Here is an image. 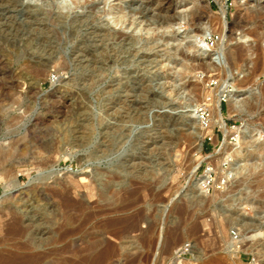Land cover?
<instances>
[{
    "label": "rangeland",
    "instance_id": "374dc122",
    "mask_svg": "<svg viewBox=\"0 0 264 264\" xmlns=\"http://www.w3.org/2000/svg\"><path fill=\"white\" fill-rule=\"evenodd\" d=\"M96 1V7L84 3L60 9L51 0H23V7L39 5L36 8L45 11L40 17L51 26L49 33L54 37L38 34L26 44L0 46V222L7 229L0 233L1 238H7L0 249L18 250L22 238L8 231L13 215L24 219L35 215L38 224L30 235L39 232V224L54 236L59 233L63 225L60 195L68 192L80 198L77 190V195L74 190H65L72 177L79 179L101 171L99 192L104 188L114 207L126 204L128 208L110 216H133L128 219L126 238H109L119 247L123 239L122 246L124 243L130 248H124L107 264H263L264 187L256 186L252 172L254 165L257 171L264 167V12L258 9L264 0H244L249 9L243 14H239L235 0H221L226 5L227 20L233 24L222 61L212 54L217 43L199 51L188 48V38H183L185 32L200 27L192 16L196 4L201 22H209L215 34L221 35L219 0H172L168 11L161 8L162 0H122L127 8L138 10L139 20L148 18L143 23L152 28L151 33L128 30L112 21L104 10L119 0ZM169 13L171 18L177 15L176 22L166 20ZM78 16L91 21L84 20L83 26L75 21ZM89 27L103 34L108 28L112 33L105 44H83L81 38L89 37L93 30ZM176 33L179 38H169ZM227 79L233 82L229 88L237 91L245 107L251 102L255 108L231 112L229 101L221 102L222 113L233 130L229 149H240L246 141L249 145L239 160L226 158L232 149H221L225 134L219 126L210 133L213 140H204L200 151L196 146L201 124L196 109L209 100L213 117L212 101L207 96ZM239 133V139H234ZM128 162L130 167H126ZM210 167L216 170L215 183L211 188H198L197 181L202 178L205 183ZM240 168H245L244 178L248 177L242 186L237 177L243 175H235ZM230 170L234 177L227 180L223 173ZM14 179L20 189L10 192L6 186ZM231 213L236 218L228 219ZM239 215L249 223L238 219ZM99 217L88 231L99 229L103 220ZM195 224L198 229L192 232ZM233 229H239L240 239L247 237L248 246L238 250L229 247V241H236ZM79 244L82 249L83 242ZM187 245L189 249L184 248ZM72 249L64 254L70 255Z\"/></svg>",
    "mask_w": 264,
    "mask_h": 264
},
{
    "label": "bare ground",
    "instance_id": "6f19581e",
    "mask_svg": "<svg viewBox=\"0 0 264 264\" xmlns=\"http://www.w3.org/2000/svg\"><path fill=\"white\" fill-rule=\"evenodd\" d=\"M23 0H0V46L4 45V44H11V45H22L23 43H29L31 41H33V39H36V35L38 34H47L45 37L50 39L53 38L54 36H51V29L49 27H51L50 25L47 26L46 22L44 21L45 19H43L42 17H40V15L44 12H41L40 9H38L39 5L36 7H23ZM52 1V5L53 6H57L60 9H69L78 5H84V3L91 4L93 7H96L97 5V1L96 0H51ZM108 1V0H107ZM120 2H113L111 4L110 2V6L109 9H105L104 12L109 13L111 15V19L115 24H121L122 26L125 27V29H130L134 28L136 32L139 31H146L147 33H151V27L145 26V24L143 23L145 20H139V18H137L138 15V10L136 8H133L131 6H128V8L126 6L123 5V1L119 0ZM196 1V0H195ZM127 2V1H126ZM220 5H221V14L219 15L220 17V26H221V32L219 35L220 38L216 41L217 43V47L215 50H213L212 54L216 55L215 59H219L222 61V59L224 57H226L227 54V40L232 37L233 35V24L230 23L227 18H226V5L219 0ZM22 3V4H21ZM160 3V2H159ZM235 3L239 6L240 11L239 14H243L244 11L248 10L249 8H247V6L245 7L244 5V0H235ZM172 0H162L161 1V8L163 10H170L172 9ZM90 5V6H91ZM159 5V4H158ZM89 6V8H90ZM91 6V7H92ZM200 7V6H199ZM199 7L196 4V8L197 10L192 14L193 19L196 20V22H198L197 24L200 25V27H195L193 30H190L188 32H185L183 38L187 39L188 38V48H194L197 49L199 51H207L208 50V39L211 36L215 35V32L213 30V27H211L209 25V22H201L202 20V15L199 14ZM206 7V6H204ZM41 8V7H40ZM100 8V7H99ZM143 8V7H142ZM202 8V7H201ZM247 8V9H246ZM94 9V8H92ZM144 9V8H143ZM260 11V13L264 12V4L261 6V8H258ZM257 9V10H258ZM161 10V9H160ZM90 11V10H89ZM166 11V12H167ZM91 12V11H90ZM93 12V11H92ZM95 12V11H94ZM143 12V11H142ZM176 12V11H175ZM253 11H251L252 13ZM47 13V12H46ZM259 13V15H260ZM42 14V16H43ZM87 14V13H85ZM89 14V13H88ZM94 14V13H92ZM91 14V15H92ZM141 14V13H140ZM145 14V12H144ZM160 14V13H159ZM167 14V13H166ZM170 14V13H169ZM177 14V13H176ZM84 15V14H82ZM90 15V16H91ZM146 15V14H145ZM258 15V13H256V16ZM21 16H24L25 18L23 19ZM76 16V15H75ZM85 16V15H84ZM95 17V15H92L91 17ZM168 16V15H167ZM166 16V17H167ZM170 16V17H169ZM169 19H166L169 23H174L176 22V18L177 15L174 16L172 14V18H171V14L169 15ZM180 16V15H179ZM186 16V15H185ZM185 16H181V17H185ZM146 17V16H144ZM47 18V17H46ZM74 18V17H73ZM62 19V18H61ZM64 19V18H63ZM62 19V20H63ZM87 19V18H86ZM83 16H78L77 18H75V21H78L80 23L83 24L84 20L87 22ZM162 19V18H161ZM170 19L173 21H170ZM55 20V19H53ZM52 20V21H53ZM59 21V20H57ZM91 21V20H88ZM96 21V20H95ZM150 20H148L149 22ZM261 21V20H260ZM56 22V20H55ZM77 22V23H78ZM54 23V21L52 22ZM57 23V22H56ZM91 23V22H90ZM165 23V22H164ZM168 23V24H169ZM80 24V25H82ZM89 23L85 24L86 27ZM263 24V23H262ZM77 25V24H76ZM93 25V23H92ZM95 25V24H94ZM165 25V24H164ZM84 26V24H83ZM89 26V25H88ZM173 26V25H172ZM94 27V26H93ZM93 27H89V29H93L91 30L92 32H90V36L87 38H81V42L83 44H87L89 42H93V43H98L99 41H103L102 44H105L104 41L107 40L108 41V34L112 31L111 29H108L106 27L105 34H103L101 31L100 33H102V35L98 32V30H96ZM97 27V26H96ZM55 27H53L54 29ZM83 28V27H82ZM85 28V27H84ZM111 28V27H110ZM78 30H80L77 27ZM86 29V28H85ZM102 29V28H100ZM154 29V28H153ZM56 30V29H55ZM88 30V29H86ZM107 30V31H106ZM89 31V30H88ZM87 31V32H88ZM155 31V30H154ZM54 32V31H53ZM57 33V31H55ZM85 32V31H84ZM127 33V32H126ZM126 33H122L121 36L126 37ZM114 34V33H113ZM112 34V35H113ZM118 33H115L114 35H117ZM259 34V33H258ZM256 34L255 36L257 37ZM58 35V33L56 34V36ZM111 35V36H112ZM110 36V37H111ZM119 36V35H118ZM261 36V34L259 35ZM263 36H261L260 38H262ZM39 38V37H38ZM40 38H42L40 36ZM113 38V37H112ZM116 38V36H115ZM120 38V36H119ZM170 39H177L179 38L177 33L175 35H171L169 36ZM181 38V37H180ZM111 39V38H109ZM117 39V38H116ZM258 39V38H257ZM40 40V39H39ZM38 40V41H39ZM263 40V38H262ZM42 41V40H41ZM111 41V40H110ZM116 41V40H115ZM121 41V40H120ZM79 42V41H78ZM99 42V43H100ZM125 42V41H124ZM93 43H89V44H93ZM98 43V44H99ZM261 43V42H260ZM259 44V43H258ZM101 45V44H99ZM260 45V44H259ZM10 46V45H9ZM4 47V46H2ZM7 47V46H6ZM14 47V46H13ZM27 47V46H25ZM24 47V48H25ZM261 47V45H260ZM259 48V46H258ZM257 48V49H258ZM262 48V47H261ZM259 48V49H261ZM26 49V48H25ZM247 49V48H246ZM243 50L246 51L245 53L247 54V50ZM241 50V51H242ZM253 51H255L253 49ZM258 51V50H257ZM259 51H262L259 50ZM83 53V52H82ZM202 53V52H201ZM207 53V52H205ZM244 53V52H243ZM242 53V54H243ZM257 53V52H256ZM258 54V53H257ZM261 54V52H260ZM90 55V54H89ZM92 55V54H91ZM42 56V55H41ZM84 56V55H83ZM245 56V55H243ZM82 57V56H81ZM263 57V56H262ZM244 58V57H243ZM261 58V55H260ZM259 58V59H260ZM174 59V58H173ZM258 59V60H259ZM83 60V59H82ZM261 60H264L263 58ZM260 61V60H259ZM85 62V61H84ZM235 62V61H234ZM258 61H256L257 63ZM264 62V61H263ZM262 62V63H263ZM205 65V64H204ZM258 65V64H257ZM259 65H262L261 63H259ZM206 66V65H205ZM263 66V65H262ZM262 66L259 67V69H262ZM40 68V67H39ZM37 70V69H36ZM44 70L43 68L41 69V71ZM49 70V69H48ZM40 71V72H41ZM257 70H256V74H257ZM260 72V71H259ZM262 72L264 73V67ZM255 74V73H253ZM255 74V75H256ZM235 83V81H234ZM237 83V82H236ZM231 84H233V82H230L227 80L223 81L222 84L220 85V87L216 90L213 91L214 93L212 95H208L207 97L212 101V105H213V111H214V116L211 118L212 124H211V128L209 130V132H212L214 130L215 126H219L225 134V142H224V147L221 149H229V145H230V141H229V137L232 135L233 130L228 126L224 115L222 113V108H221V102L223 99H226L227 101H229L230 104V108H231V112H244L246 111L245 109H252L254 108V103L251 104V102L249 103L248 107H245L244 102L240 99L237 91L235 89H230L229 87L231 86ZM240 84V82H239ZM190 85V84H189ZM238 85V84H237ZM241 85V84H240ZM196 86V85H195ZM194 86V87H195ZM239 86V85H238ZM194 89V88H193ZM264 90V89H263ZM264 94V93H263ZM261 96V95H260ZM264 96V95H263ZM198 105V104H196ZM264 105V104H263ZM258 107V106H257ZM255 109V108H254ZM194 111V110H193ZM252 111V110H251ZM233 114V113H232ZM239 114V113H238ZM193 116V115H192ZM195 116V115H194ZM196 119V118H195ZM262 119V118H261ZM264 122V121H263ZM199 123V122H197ZM201 126V124H198V126ZM175 126H178V119L175 121ZM199 126V130L198 131V136H197V150L200 151L202 149L204 140H205V135H206V131L203 127ZM121 128V127H120ZM118 129V128H117ZM188 129V128H187ZM190 130V129H189ZM121 131V130H120ZM188 131V130H186ZM237 131V130H236ZM235 131V133H236ZM238 132H242V130H238ZM246 133V132H245ZM85 134H89L88 132H86ZM185 134V133H184ZM183 134V135H184ZM187 134L190 135H194V132H187ZM247 134V133H246ZM187 135V136H188ZM248 135V134H247ZM245 135L244 138L247 136ZM84 137V135L82 136ZM87 136H85L86 138ZM115 137V136H114ZM240 137V133L237 135V139H239ZM248 137V136H247ZM176 138V137H175ZM189 138V137H188ZM243 138V137H242ZM190 139V138H189ZM193 139V138H191ZM190 139V140H191ZM241 140V139H240ZM244 140V139H243ZM239 141V140H238ZM15 143V142H14ZM245 143V141H244ZM247 143V141H246ZM244 144L243 147L236 148V149H232V151L227 152L230 155L226 156V158L228 157H233L235 158V160H239L245 153H247L246 151L248 150V143ZM18 144V143H17ZM256 147L260 148L261 145L259 144H255L253 143ZM16 146V145H15ZM13 147V146H11ZM232 147V146H231ZM262 148V147H261ZM196 150V151H197ZM6 152V151H5ZM43 154V153H42ZM227 155V154H226ZM223 157V156H222ZM222 159V158H221ZM221 160L218 159L217 162H219ZM223 161V160H222ZM216 162V163H217ZM129 163V162H128ZM212 163V162H211ZM223 163V162H222ZM221 163V164H222ZM125 165V164H124ZM132 164L129 163L126 167H130ZM215 165V162H214ZM220 165V162H219ZM200 166V163L197 164L195 166V170L193 171V173L195 174L198 170ZM218 167V166H217ZM220 167V166H219ZM222 168V167H221ZM137 169V168H136ZM140 169V168H139ZM217 169V168H216ZM244 169L245 168H240L236 171V174H240L243 175L241 176V178L239 179L237 177V179L240 181L239 184H242L247 180V178L244 176L246 174H244ZM254 171L252 172L255 175V181L257 182L256 186L258 188H263L264 187V167L257 171V167H255L254 165ZM128 170V169H127ZM6 171V170H5ZM124 171V170H123ZM137 171V170H136ZM216 171V170H215ZM217 171H219V169H217ZM223 171V170H222ZM231 171V170H230ZM8 172V171H7ZM101 172V171H100ZM100 172H96L95 173H91L87 176H82V178L79 177V179H74L72 177L70 184H64V185H68L69 188L67 187L65 190L66 191H72V190H77L79 192V199H75L72 196V194H64L63 196L60 195L62 197L61 201L62 202V212L61 218L62 221L60 224H63L61 227V231L59 233H56V235H52L51 231H49V229H47L46 227H41V224H39V232H35L32 235H30L31 230L34 228V226H36L38 224L37 219H35V215H30L27 219L21 218L18 215H13L11 222L8 224V231L15 236H20L21 239L18 243V250H12V249H8V250H1L0 249V264H107L108 262H110L112 259L115 260L114 257L118 256L120 254V252H124L123 249L124 248H130V246L128 245H124L122 246V241L121 242V247L117 246L115 243L111 242L109 240V238L111 237H115L116 239L119 238V240H121L120 238H122L125 235V232H127V229H129V225L130 223H128V219L130 218L128 215L127 217H114V216H110L111 212H121V210H127L125 209L126 204L121 205V207H114L112 205V197L108 196V192L103 188V192H99V176L101 175ZM221 172V171H220ZM51 173V172H50ZM155 173V172H154ZM219 174V173H218ZM224 178H227V180H231V178L234 177L233 172H227L225 171L224 173ZM222 174V175H223ZM248 174V173H247ZM220 175V174H219ZM4 176V175H2ZM15 176V175H14ZM122 176V175H121ZM13 177V175H12ZM103 177V176H102ZM110 177V176H109ZM118 177V176H117ZM221 177V176H220ZM243 177V178H242ZM1 178H5V177H1ZM15 178L18 180L17 178V173ZM48 178V176H47ZM111 178V177H110ZM206 178V177H205ZM223 178V179H224ZM70 179V178H69ZM112 179V178H111ZM124 179V178H123ZM17 180L15 181V179L12 181L13 184H8L7 189L10 192H13L15 190L20 189V184L17 182ZM116 180V179H115ZM122 180V179H121ZM205 180V179H204ZM154 182V181H153ZM204 182H207V178ZM219 182V181H217ZM222 182V181H221ZM228 182V181H227ZM226 182V183H227ZM233 182V181H232ZM61 183V182H60ZM246 183V182H245ZM244 183V184H245ZM249 183V182H248ZM101 184V183H100ZM203 183V179H199L196 183L197 187L200 188V186H202ZM63 185V186H64ZM124 185V184H123ZM142 185V184H141ZM145 185V184H144ZM255 186V185H254ZM66 187V186H65ZM64 187V188H65ZM101 187V185H100ZM140 187V186H139ZM247 188V187H246ZM251 188V187H250ZM253 188V187H252ZM59 189V188H58ZM111 189V188H110ZM123 189V188H122ZM249 189V188H248ZM255 189V188H254ZM64 190V189H62ZM74 190V193L76 192ZM117 190V189H116ZM121 190V189H120ZM135 191V189H133ZM260 190V189H259ZM65 191V192H66ZM70 191V192H71ZM118 191V190H117ZM251 191V190H250ZM255 191V190H254ZM263 191V190H262ZM62 192V191H61ZM64 192V193H65ZM69 192V193H70ZM73 192V191H72ZM71 192V193H72ZM116 192V191H115ZM120 192V191H119ZM128 192V191H127ZM126 192V193H127ZM220 192V191H219ZM258 192V191H257ZM110 193V192H109ZM117 193V192H116ZM131 193V192H130ZM136 193V192H135ZM264 193V192H263ZM57 194H61L59 191L57 192ZM119 194V193H118ZM117 194V195H118ZM122 194V193H121ZM120 194V195H121ZM242 194V193H241ZM248 194V193H247ZM257 194V193H256ZM262 194V192H261ZM74 195V194H73ZM75 195H77V192L75 193ZM114 195V194H113ZM125 195V194H123ZM249 195V194H248ZM259 195V193H258ZM257 195V196H258ZM59 196V197H60ZM119 196V195H118ZM122 196V195H121ZM260 196V195H259ZM261 197V196H260ZM264 197V196H263ZM261 197V198H263ZM116 198V197H115ZM235 199V198H234ZM240 199V198H239ZM115 200V199H114ZM232 200V199H231ZM255 200V199H253ZM118 201V198H117ZM139 201V200H138ZM233 201V200H232ZM58 202V201H57ZM133 202V201H132ZM137 202V201H136ZM245 202V201H244ZM253 202V201H252ZM256 202L259 204V202H261L260 199H256ZM255 202V203H256ZM232 203V202H231ZM257 204V206H259ZM132 205V204H131ZM123 206V207H122ZM260 206H262L260 204ZM229 208V207H228ZM262 208V207H261ZM264 208V206H263ZM241 210V209H240ZM263 210V209H262ZM264 211V210H263ZM140 212V211H139ZM262 212V211H261ZM6 213V212H5ZM136 213V212H135ZM229 213V212H228ZM59 214V213H58ZM114 214V213H112ZM138 214V213H137ZM227 214V213H225ZM244 214V213H243ZM10 215V214H9ZM29 215V214H27ZM136 215V214H134ZM143 215V214H142ZM141 215V216H142ZM101 216L103 218L102 222L100 223L99 229H97V231H88L90 228L89 226L92 225V223L94 222V220ZM1 217V216H0ZM133 217V216H131ZM228 219H234L235 215L234 214H229ZM100 218V217H99ZM142 218V217H141ZM236 218V217H235ZM238 219H241L242 221H244L245 223H249L247 221L246 217L240 216L237 217ZM133 219V218H132ZM1 220V219H0ZM223 220V219H222ZM6 221V220H5ZM51 222V221H50ZM37 223V224H36ZM99 223V222H98ZM140 223V222H139ZM129 224V225H128ZM5 225V224H4ZM99 225V224H98ZM196 225V226H195ZM192 228L193 231L195 232L196 229H198L197 224H195ZM53 226V224H52ZM93 226V225H92ZM96 226V225H95ZM129 226V227H128ZM138 226V225H137ZM59 227V226H58ZM59 227V228H60ZM132 227V225H131ZM195 227V228H194ZM225 228V227H224ZM3 224L2 221L0 222V233L2 231H6L5 229L3 230ZM57 229V228H56ZM137 229V228H136ZM53 230V229H52ZM91 230V229H90ZM225 230V229H224ZM7 231V232H8ZM58 231V230H57ZM130 232V231H129ZM9 233V234H10ZM128 233V232H127ZM261 233V232H259ZM259 233H257L256 235H258ZM10 234V235H11ZM8 235V234H7ZM129 235V234H128ZM255 235V234H253ZM5 236V235H4ZM127 235H125L126 238ZM15 238V237H14ZM13 238V239H14ZM7 238H1L0 236V243H2ZM234 239V237H233ZM247 237H243L241 239H239L238 241H227L229 243V247H236V250L238 249H242L244 246H248L249 244L246 242ZM79 241L83 242V246L81 245L82 249L80 247H78ZM114 241V240H113ZM116 242V241H115ZM126 242V241H124ZM118 243V241L116 242ZM127 243V242H126ZM129 243V242H128ZM57 245L58 244V248L55 249L50 248L52 247V245ZM3 247V246H2ZM41 247H45L43 249H41ZM249 246L247 247L248 249H250ZM16 248V247H15ZM73 248V249H72ZM253 248V247H252ZM70 249H72L71 254H64L65 252L69 251ZM232 249V248H231ZM257 249V248H256ZM127 251V250H126ZM140 252V251H139ZM69 253V252H68ZM127 253V252H126ZM128 254V253H127ZM124 255L126 256V254L124 253ZM137 255V254H136ZM135 255V256H136ZM123 256V255H122ZM128 256V255H127ZM263 256V255H262ZM132 257V256H131ZM139 257V255H138ZM137 257V258H138ZM136 258V257H135ZM133 259L136 260V259ZM129 259V257H128ZM132 259V258H131ZM130 259V260H131ZM219 260V259H218ZM128 261V260H127ZM133 261H130L133 263ZM138 261V260H137ZM221 261V259H220ZM235 261V260H234ZM129 262V261H128ZM237 262V261H236ZM135 263V262H134ZM130 264V263H129ZM264 264V263H263Z\"/></svg>",
    "mask_w": 264,
    "mask_h": 264
},
{
    "label": "built area",
    "instance_id": "2783aa9c",
    "mask_svg": "<svg viewBox=\"0 0 264 264\" xmlns=\"http://www.w3.org/2000/svg\"><path fill=\"white\" fill-rule=\"evenodd\" d=\"M227 1H232V0H227ZM227 18V17H226ZM220 38L219 34H215L214 36H211L207 41L209 44L214 45L216 43V41ZM217 84L216 82H213L212 85ZM196 112L198 114V118L199 121L201 123V126L207 130L206 136H205V140H213L212 135H210L209 132L210 128H211V118H212V111H211V107L209 104V100L204 101L202 103H200L196 109ZM237 137V136H236ZM236 137H234V139H236ZM206 175L205 177L207 178V182H205L203 184V186L211 188L213 186V184L215 183V179L214 176L216 175V171L214 170V168L210 167L206 170ZM239 230V229H238ZM237 229H233L232 231V235L234 236V239L236 241H238L240 239V232H238ZM189 245H187L186 247H184L185 249H189L188 247Z\"/></svg>",
    "mask_w": 264,
    "mask_h": 264
}]
</instances>
